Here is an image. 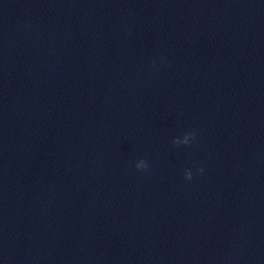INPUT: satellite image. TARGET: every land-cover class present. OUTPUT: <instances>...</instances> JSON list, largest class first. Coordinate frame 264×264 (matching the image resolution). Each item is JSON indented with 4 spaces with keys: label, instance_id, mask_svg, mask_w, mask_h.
<instances>
[{
    "label": "clouds",
    "instance_id": "9594fccd",
    "mask_svg": "<svg viewBox=\"0 0 264 264\" xmlns=\"http://www.w3.org/2000/svg\"><path fill=\"white\" fill-rule=\"evenodd\" d=\"M194 135H195L194 132L193 133H187L184 135L183 140L176 138L173 140V143L176 145H180L181 143L187 145L190 143V138H194ZM135 167L137 170H147L149 165H148L146 160L141 159V160H138V162L135 164ZM198 171L202 172L203 169L202 168L198 169ZM184 176H185L186 180H191L193 178V174H192L191 170H186L184 173Z\"/></svg>",
    "mask_w": 264,
    "mask_h": 264
}]
</instances>
